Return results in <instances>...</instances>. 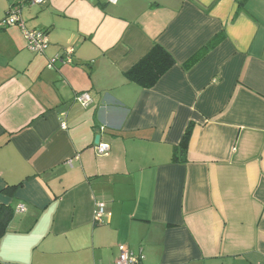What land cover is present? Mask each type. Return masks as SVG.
Wrapping results in <instances>:
<instances>
[{"label": "crops", "instance_id": "1", "mask_svg": "<svg viewBox=\"0 0 264 264\" xmlns=\"http://www.w3.org/2000/svg\"><path fill=\"white\" fill-rule=\"evenodd\" d=\"M14 8L49 44L0 27V264H115L121 244L140 264H264V0H0V23ZM154 43L176 64L144 88L128 73Z\"/></svg>", "mask_w": 264, "mask_h": 264}, {"label": "trees", "instance_id": "2", "mask_svg": "<svg viewBox=\"0 0 264 264\" xmlns=\"http://www.w3.org/2000/svg\"><path fill=\"white\" fill-rule=\"evenodd\" d=\"M244 1L245 0H241V3H244ZM223 39V33H219L211 38L200 50L183 64L184 69L189 70L203 60ZM175 64L176 60L174 57L160 44L154 43L149 52L130 69L128 76L138 85L144 88H151ZM191 134L192 127L190 126L180 144L183 152H187L188 150ZM14 190L15 187H11L6 191L12 193ZM11 218L12 209L6 206H0V237L5 233Z\"/></svg>", "mask_w": 264, "mask_h": 264}, {"label": "built area", "instance_id": "3", "mask_svg": "<svg viewBox=\"0 0 264 264\" xmlns=\"http://www.w3.org/2000/svg\"><path fill=\"white\" fill-rule=\"evenodd\" d=\"M32 4H44L47 0H29ZM112 3H117V0H110ZM18 24L22 27L27 39L29 48L36 53H44L45 49L49 44L48 34L44 30H29L26 28L24 21L21 18L19 8H14L9 11L8 15L5 19L0 23V27ZM73 49H66L63 55H56L49 61V66L55 65V63L59 62H71ZM75 100L83 106H88L92 99L87 92L79 93ZM66 124H62V129H66ZM97 150L101 154H108L111 151V145L109 143L100 142L97 144ZM25 206L21 205L20 210H24ZM105 210L104 203H98L96 211H95V219L96 221L102 218V215ZM143 256H137L134 254L127 245L121 244L119 245V255L116 259L115 264H140Z\"/></svg>", "mask_w": 264, "mask_h": 264}, {"label": "water", "instance_id": "4", "mask_svg": "<svg viewBox=\"0 0 264 264\" xmlns=\"http://www.w3.org/2000/svg\"><path fill=\"white\" fill-rule=\"evenodd\" d=\"M95 143H96V144H99V143H100V136H97V137H96Z\"/></svg>", "mask_w": 264, "mask_h": 264}]
</instances>
